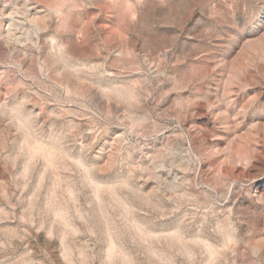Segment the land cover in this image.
Masks as SVG:
<instances>
[{
  "label": "rangeland",
  "instance_id": "1",
  "mask_svg": "<svg viewBox=\"0 0 264 264\" xmlns=\"http://www.w3.org/2000/svg\"><path fill=\"white\" fill-rule=\"evenodd\" d=\"M31 2L48 28L0 42V264H264V0Z\"/></svg>",
  "mask_w": 264,
  "mask_h": 264
},
{
  "label": "bare ground",
  "instance_id": "2",
  "mask_svg": "<svg viewBox=\"0 0 264 264\" xmlns=\"http://www.w3.org/2000/svg\"><path fill=\"white\" fill-rule=\"evenodd\" d=\"M57 8V7H55ZM59 11V10H58ZM62 12V11H59ZM58 13V12H57ZM61 15V14H60ZM51 15L43 11L38 5L31 2V0H17L12 2L11 0H0V42L7 46L8 49L20 48L24 50L26 47L25 41L19 28L26 23L32 24L38 30L47 29L51 22ZM57 29V28H56ZM41 41V40H40ZM51 42L54 46L55 37H51ZM253 46V45H251ZM255 46V45H254ZM256 50V49H255ZM119 51V50H118ZM249 55V54H248ZM249 57V56H248ZM239 59V58H238ZM5 60V59H4ZM242 60V59H241ZM239 64V63H238ZM244 64V63H243ZM39 72V71H38ZM45 72V71H44ZM32 75V74H31ZM204 76V75H203ZM206 76V75H205ZM30 77V76H29ZM227 80V79H226ZM59 86V85H58ZM31 87V86H30ZM69 92V91H68ZM60 93V92H59ZM234 93V92H233ZM65 95V94H64ZM40 97V96H39ZM52 115V114H51ZM227 121V120H226ZM260 123V122H259ZM226 130V129H225ZM38 146V145H37ZM35 148V147H34ZM37 148V147H36ZM251 148V147H250ZM227 149V148H226ZM39 150V149H38ZM45 150V149H44ZM231 150V149H230ZM223 151V150H222ZM239 151V150H238ZM245 152V151H244ZM222 154V152H220ZM224 153V152H223ZM238 153V152H237ZM240 153V152H239ZM239 155V154H238ZM244 155V153H243ZM217 156V155H216ZM226 156V155H225ZM256 156V155H255ZM215 157V156H214ZM260 158V157H259ZM218 159V158H217ZM227 159V158H226ZM229 160V158L227 159ZM230 161V160H229ZM112 162V161H111ZM228 162V161H227ZM111 165V164H109ZM207 169V168H206ZM210 173V172H209ZM208 173V174H209ZM227 173V172H226ZM248 174V173H247ZM211 175V174H210ZM211 177V176H210ZM176 179V178H175ZM235 179V178H234ZM160 182V181H159ZM229 183V182H228ZM157 184V183H156ZM213 184V183H212ZM181 185V184H180ZM234 185V184H233ZM249 185V184H248ZM177 186V185H176ZM172 188V187H171ZM157 190V189H156ZM237 191V190H235ZM248 192L251 194L252 199L255 201L264 200V181L257 182L248 188ZM248 193V194H249ZM191 194V193H190ZM235 194V192H234ZM239 194V193H238ZM170 195V194H169ZM247 195V194H246ZM240 197V196H239ZM244 197V196H243ZM237 198V197H236ZM173 199V198H172ZM235 199V198H234ZM250 199V198H249ZM240 200V199H239ZM179 201V200H178ZM183 201V200H182ZM236 201V199H235ZM184 202V201H183ZM181 203V202H180ZM253 203V202H252ZM256 203V202H254ZM264 203V201H263ZM241 204V202H240ZM218 207V206H217ZM242 207V206H241ZM257 207V205H256ZM255 207V208H256ZM214 208V207H213ZM240 208V207H239ZM180 210V209H179ZM247 210V209H245ZM252 210V209H251ZM249 211V209H248ZM206 212V211H205ZM208 225V224H207ZM219 229V228H218ZM212 231V230H211ZM203 232V231H202ZM253 236V235H252ZM172 237V236H171ZM180 240V239H179ZM251 247L258 249L264 246L263 240H257L256 236L251 237ZM175 242V241H174ZM204 242V241H203ZM186 243V242H185ZM211 244V243H210ZM205 245V244H204ZM202 245V246H204ZM245 245V244H244ZM181 246V245H180ZM212 246V245H211ZM212 249V247H211ZM215 250V249H214ZM239 251H241L239 249ZM238 251V252H239ZM201 255V254H200ZM214 261V259H213ZM207 263V262H206ZM205 263V264H206ZM218 264V263H217ZM243 264V263H242Z\"/></svg>",
  "mask_w": 264,
  "mask_h": 264
}]
</instances>
